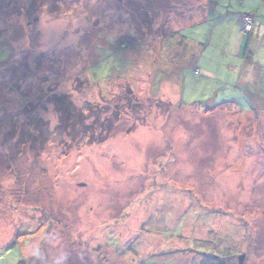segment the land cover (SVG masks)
I'll return each instance as SVG.
<instances>
[{
	"label": "rangeland",
	"instance_id": "obj_1",
	"mask_svg": "<svg viewBox=\"0 0 264 264\" xmlns=\"http://www.w3.org/2000/svg\"><path fill=\"white\" fill-rule=\"evenodd\" d=\"M199 1L0 0L2 237H50L53 264H264V0Z\"/></svg>",
	"mask_w": 264,
	"mask_h": 264
},
{
	"label": "crops",
	"instance_id": "obj_2",
	"mask_svg": "<svg viewBox=\"0 0 264 264\" xmlns=\"http://www.w3.org/2000/svg\"><path fill=\"white\" fill-rule=\"evenodd\" d=\"M197 2L199 3V5H201V2L199 0H197ZM194 21L195 22L191 23L190 26L197 23H201V21H196V20ZM240 23H241V18H240ZM243 36H244L243 34H240L241 40L243 39ZM42 228L44 229L46 228V226L40 227V230ZM24 234L25 236L22 237V233L18 232L17 234L15 233L14 236V233L11 232L9 234V237L7 238L5 236L2 237L0 235V264H53L52 255L50 254L52 247H50V249L48 250V257L45 256V257L37 258L36 256H34V254H36V249H41L44 244L48 243L50 246H52V243L49 242L50 237H45L44 239L39 240L40 242L36 243L38 246L37 247L36 245L34 246L35 242L33 238L30 236L28 237V235L26 236V234L28 233H24ZM22 238L28 239L29 242L25 244L24 242L21 243ZM33 259H35L36 261H34Z\"/></svg>",
	"mask_w": 264,
	"mask_h": 264
},
{
	"label": "trees",
	"instance_id": "obj_3",
	"mask_svg": "<svg viewBox=\"0 0 264 264\" xmlns=\"http://www.w3.org/2000/svg\"><path fill=\"white\" fill-rule=\"evenodd\" d=\"M243 15H252L253 16V22H254V14L252 12L244 13V14H242V16ZM242 16H241V24H242ZM253 22H252L250 31L248 33L242 32L243 34L250 35L252 33ZM249 39H250V36L246 40L247 42H246L244 54H243L244 57H246V55H248ZM131 43H132V40H131ZM131 43H130V40L126 37L124 38V40L121 41V45H126V44H131ZM128 91H129L128 92L129 93L128 98L132 99L133 98L132 97V91L130 89H128ZM56 102H57V107H58L57 110H59V112H60L59 124H58V130L59 131L58 132L61 133V132H65L68 129H70V131H72L71 133H75L76 132L75 129L78 128V123L81 120L82 112L79 110V108H77L71 102V100L69 98H66L65 96H59L58 101H56ZM86 125L84 127H86ZM90 141L91 142L94 141L92 137H90ZM201 264H223V263H222V260L220 257L212 255V256H204Z\"/></svg>",
	"mask_w": 264,
	"mask_h": 264
},
{
	"label": "built area",
	"instance_id": "obj_4",
	"mask_svg": "<svg viewBox=\"0 0 264 264\" xmlns=\"http://www.w3.org/2000/svg\"><path fill=\"white\" fill-rule=\"evenodd\" d=\"M252 22H253V16L252 15H243L242 16L241 31L244 33H248L251 29Z\"/></svg>",
	"mask_w": 264,
	"mask_h": 264
},
{
	"label": "water",
	"instance_id": "obj_5",
	"mask_svg": "<svg viewBox=\"0 0 264 264\" xmlns=\"http://www.w3.org/2000/svg\"><path fill=\"white\" fill-rule=\"evenodd\" d=\"M243 257H244V255H241V256L239 257V264L242 263Z\"/></svg>",
	"mask_w": 264,
	"mask_h": 264
}]
</instances>
